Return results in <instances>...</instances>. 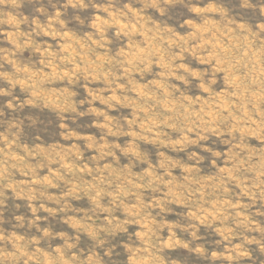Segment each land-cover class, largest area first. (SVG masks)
<instances>
[{
  "label": "rangeland",
  "instance_id": "1",
  "mask_svg": "<svg viewBox=\"0 0 264 264\" xmlns=\"http://www.w3.org/2000/svg\"><path fill=\"white\" fill-rule=\"evenodd\" d=\"M0 264H264V0H0Z\"/></svg>",
  "mask_w": 264,
  "mask_h": 264
}]
</instances>
